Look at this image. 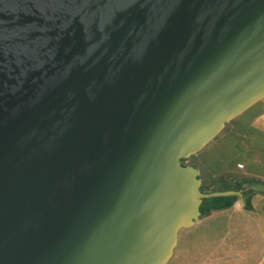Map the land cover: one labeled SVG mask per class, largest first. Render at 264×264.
Instances as JSON below:
<instances>
[{"label": "water", "instance_id": "1", "mask_svg": "<svg viewBox=\"0 0 264 264\" xmlns=\"http://www.w3.org/2000/svg\"><path fill=\"white\" fill-rule=\"evenodd\" d=\"M263 100L264 0H0V264H169Z\"/></svg>", "mask_w": 264, "mask_h": 264}, {"label": "crops", "instance_id": "2", "mask_svg": "<svg viewBox=\"0 0 264 264\" xmlns=\"http://www.w3.org/2000/svg\"><path fill=\"white\" fill-rule=\"evenodd\" d=\"M192 159L191 165L199 170L202 189L207 193L238 192L249 182L264 184V100L228 123ZM238 185L241 188L236 190ZM232 197L237 200L235 204L201 211L198 222L179 232L170 262L186 230L187 264H264V196L245 192L242 198L210 200Z\"/></svg>", "mask_w": 264, "mask_h": 264}, {"label": "rangeland", "instance_id": "3", "mask_svg": "<svg viewBox=\"0 0 264 264\" xmlns=\"http://www.w3.org/2000/svg\"><path fill=\"white\" fill-rule=\"evenodd\" d=\"M192 163H193L192 157L189 158V159H186V165H191ZM234 188L236 190H238L239 188H241V185H238L237 187L235 186ZM203 194L209 195L210 193H207V189L204 188L203 189ZM210 201L213 202L214 205L212 203H210ZM214 201L215 200L207 199L203 203L201 211H203L204 213H207L208 210H210L212 208H215L216 205H220V206H222V208L230 207L232 204H235L237 200H236V198L233 199V200L231 198H217L216 199L217 202L215 201L216 202L215 203ZM225 204H226V206L223 207ZM227 205H229V206H227ZM186 234H187L186 230H184L181 233V242H180L179 248H178V250L176 252L177 254L175 255V257L172 260V262H170V264H187V251H186L187 238H186ZM181 252H183V258H180V253Z\"/></svg>", "mask_w": 264, "mask_h": 264}, {"label": "trees", "instance_id": "4", "mask_svg": "<svg viewBox=\"0 0 264 264\" xmlns=\"http://www.w3.org/2000/svg\"><path fill=\"white\" fill-rule=\"evenodd\" d=\"M182 164H183V165H186V160H184V161L182 162ZM202 192H203V189H202ZM231 199L233 200V199H235V197H232Z\"/></svg>", "mask_w": 264, "mask_h": 264}, {"label": "built area", "instance_id": "5", "mask_svg": "<svg viewBox=\"0 0 264 264\" xmlns=\"http://www.w3.org/2000/svg\"><path fill=\"white\" fill-rule=\"evenodd\" d=\"M239 168H241V166H239Z\"/></svg>", "mask_w": 264, "mask_h": 264}]
</instances>
